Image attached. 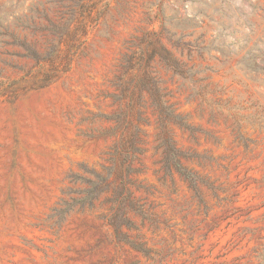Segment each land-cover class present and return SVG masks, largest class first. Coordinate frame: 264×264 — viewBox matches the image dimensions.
Returning a JSON list of instances; mask_svg holds the SVG:
<instances>
[{"label": "rangeland", "instance_id": "obj_1", "mask_svg": "<svg viewBox=\"0 0 264 264\" xmlns=\"http://www.w3.org/2000/svg\"><path fill=\"white\" fill-rule=\"evenodd\" d=\"M34 1L0 0V25ZM156 43L190 79L150 56ZM132 56L152 58L164 110L143 93L137 112L125 111L141 152L116 235L112 190L96 195L86 181L129 133L110 117L123 105L118 79ZM166 135L191 179L165 168ZM0 264H264V0H110L67 74L42 90L0 94Z\"/></svg>", "mask_w": 264, "mask_h": 264}, {"label": "trees", "instance_id": "obj_2", "mask_svg": "<svg viewBox=\"0 0 264 264\" xmlns=\"http://www.w3.org/2000/svg\"><path fill=\"white\" fill-rule=\"evenodd\" d=\"M110 0H39L30 3L26 12L15 11L7 16L0 25V94H8L23 89L42 90L57 82L67 74L85 47L87 38L103 18L109 7ZM9 20V21H8ZM14 25L10 26L9 24ZM26 29L40 33L45 37L44 43H28L26 38H19L16 29ZM157 44V43H156ZM11 46L20 49L21 53H9L4 50ZM39 48L38 51L36 48ZM142 50L139 51L141 55ZM150 56L158 54L159 60L172 70L182 80L190 79L191 69H185V63L175 58L162 45H152ZM1 56H14L32 61L29 68L15 65ZM152 58L146 60L134 59L132 56L125 71L118 79L120 90V111L111 116L116 128L121 126L128 130V135L121 133L117 142L110 148L106 162L110 165L103 169L102 174L90 171L94 180H87L92 191L106 192L112 190L111 211L107 219L118 235L116 218L124 214V202L129 201L127 189L128 176L133 172L131 163L135 154L140 153L137 147L136 131L130 129L131 123L124 124L127 113H136L141 106L142 94L150 96L151 104L157 111L163 112V97L158 82L150 73L149 64ZM4 68L17 70V79H7L2 76ZM136 73V74H135ZM139 73V74H138ZM158 112V113H159ZM161 127L164 123L159 113ZM108 134H112L111 131ZM159 147L163 150V163L166 169L173 167L180 175L190 178V174L181 166L179 159L183 156L175 149L173 142L166 135L160 140Z\"/></svg>", "mask_w": 264, "mask_h": 264}]
</instances>
